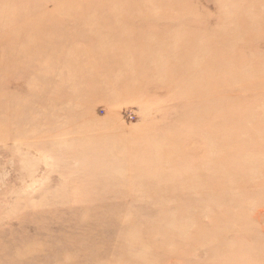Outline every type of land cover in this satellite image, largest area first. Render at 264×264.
<instances>
[{
	"label": "rangeland",
	"instance_id": "374dc122",
	"mask_svg": "<svg viewBox=\"0 0 264 264\" xmlns=\"http://www.w3.org/2000/svg\"><path fill=\"white\" fill-rule=\"evenodd\" d=\"M0 264H264V0H0Z\"/></svg>",
	"mask_w": 264,
	"mask_h": 264
}]
</instances>
